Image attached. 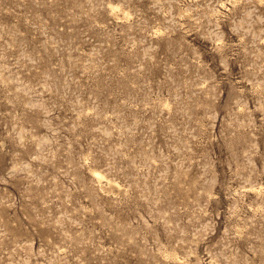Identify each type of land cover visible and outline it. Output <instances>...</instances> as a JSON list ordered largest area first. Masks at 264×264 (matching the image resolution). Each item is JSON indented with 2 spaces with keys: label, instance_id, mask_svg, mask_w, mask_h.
<instances>
[{
  "label": "rangeland",
  "instance_id": "obj_1",
  "mask_svg": "<svg viewBox=\"0 0 264 264\" xmlns=\"http://www.w3.org/2000/svg\"><path fill=\"white\" fill-rule=\"evenodd\" d=\"M0 264H264V0H0Z\"/></svg>",
  "mask_w": 264,
  "mask_h": 264
}]
</instances>
